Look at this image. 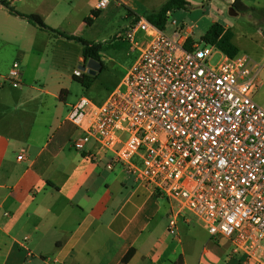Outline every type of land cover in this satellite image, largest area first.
<instances>
[{
  "label": "crops",
  "instance_id": "crops-1",
  "mask_svg": "<svg viewBox=\"0 0 264 264\" xmlns=\"http://www.w3.org/2000/svg\"><path fill=\"white\" fill-rule=\"evenodd\" d=\"M8 1L82 38L104 18L99 0ZM168 1L111 4L125 7L133 22ZM187 1L190 9L175 10V19L230 29L238 55L256 65L254 99L264 107V0ZM237 1L254 13L236 9L244 18L224 22ZM93 11L101 13L89 27ZM185 24L183 35L192 38L193 28ZM16 62L19 86L10 82ZM86 63L80 43L41 30L0 4V264H122L131 251L127 264H256L234 255L230 241L212 239L175 200L140 183L124 166H111L112 153L94 141L84 151L74 148L82 131L68 119L78 103L69 100L75 72ZM171 218L176 234L169 233Z\"/></svg>",
  "mask_w": 264,
  "mask_h": 264
},
{
  "label": "built area",
  "instance_id": "built-area-1",
  "mask_svg": "<svg viewBox=\"0 0 264 264\" xmlns=\"http://www.w3.org/2000/svg\"><path fill=\"white\" fill-rule=\"evenodd\" d=\"M112 1L99 0L97 9ZM174 11L171 34L144 16L118 34L116 42L140 55L103 104L82 97L73 107L68 119L82 131L73 146L84 151L94 141L112 153L111 166H124L193 213L212 239L230 241L234 255L264 264V107L254 99L256 65L203 41L189 46ZM20 77L16 62L10 82L19 86ZM169 233H177L175 218Z\"/></svg>",
  "mask_w": 264,
  "mask_h": 264
},
{
  "label": "rangeland",
  "instance_id": "rangeland-1",
  "mask_svg": "<svg viewBox=\"0 0 264 264\" xmlns=\"http://www.w3.org/2000/svg\"><path fill=\"white\" fill-rule=\"evenodd\" d=\"M113 4L104 10V18L97 23V26L84 36L87 40L103 43L101 60L104 63V69L96 75H91L94 79L91 87L88 89L78 82L73 83L71 98L69 100L72 103H76L82 97H85L96 105L103 104L127 75L128 71L134 66L140 55L139 51L133 52L130 45L116 42L118 34L131 24L129 20L131 15L128 14V10L125 7ZM243 18L242 15L231 16L229 9L224 15L223 21L226 23L239 22ZM179 24L184 25L185 23L179 22ZM185 26L186 28H193L191 37L197 42H201L202 37L210 28V25L206 21L199 22L197 25L187 22ZM166 31L168 34H171L173 27L169 24ZM218 60L219 56L214 59L213 64L217 63Z\"/></svg>",
  "mask_w": 264,
  "mask_h": 264
},
{
  "label": "trees",
  "instance_id": "trees-1",
  "mask_svg": "<svg viewBox=\"0 0 264 264\" xmlns=\"http://www.w3.org/2000/svg\"><path fill=\"white\" fill-rule=\"evenodd\" d=\"M0 4L3 5L11 14L26 19L32 25L40 28L41 30L52 33L55 36L63 37L69 41H75L83 46V57L85 61L95 60L102 64L104 69V63L101 60V52L103 51V43L87 41L82 37L72 35L68 32L54 29L47 25L44 20L36 14H23L15 9L8 0H0ZM233 8L237 9L241 13L253 12V9L240 7V2H236ZM188 10L190 9V3L187 0H169L158 11L147 12L144 17L153 25L157 26L161 30H165L168 24V13L172 10ZM99 11H93L92 16L86 19V25L92 26L94 20L100 16ZM233 32L230 29H226L221 23H214L206 34L202 37V40L206 45H212L228 54L230 57H235L239 54L238 48L233 44ZM193 39H188V45L193 43ZM75 81L80 83L84 88L91 87L94 77L82 74L81 76H75ZM134 252L131 251L124 258L122 264H127Z\"/></svg>",
  "mask_w": 264,
  "mask_h": 264
},
{
  "label": "water",
  "instance_id": "water-1",
  "mask_svg": "<svg viewBox=\"0 0 264 264\" xmlns=\"http://www.w3.org/2000/svg\"><path fill=\"white\" fill-rule=\"evenodd\" d=\"M230 14L232 16H237L238 12L236 11L235 8L232 7L230 9ZM80 69L82 72H87L90 75H96L99 71L102 70V64L99 63L98 61L91 59V60L87 61V63L84 66H82Z\"/></svg>",
  "mask_w": 264,
  "mask_h": 264
}]
</instances>
